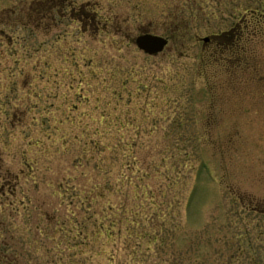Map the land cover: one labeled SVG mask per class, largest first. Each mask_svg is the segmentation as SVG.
Returning <instances> with one entry per match:
<instances>
[{"label": "rangeland", "instance_id": "374dc122", "mask_svg": "<svg viewBox=\"0 0 264 264\" xmlns=\"http://www.w3.org/2000/svg\"><path fill=\"white\" fill-rule=\"evenodd\" d=\"M60 1L0 0L2 255L16 264H264V29L250 24H264V0H67L97 11L96 24L76 14L26 20ZM181 20L184 40L158 56L133 45L145 32L167 37ZM238 28L253 51L210 63ZM128 137L152 151L153 199L136 198ZM105 138L116 148L104 161L94 144ZM127 176V209L118 196L121 228L107 240L93 224L104 204L91 224L93 210L75 202L88 180L118 179L123 191ZM99 194L112 199L104 185ZM75 219L88 240L69 232Z\"/></svg>", "mask_w": 264, "mask_h": 264}, {"label": "trees", "instance_id": "16d2710c", "mask_svg": "<svg viewBox=\"0 0 264 264\" xmlns=\"http://www.w3.org/2000/svg\"><path fill=\"white\" fill-rule=\"evenodd\" d=\"M193 3H194V1H193ZM62 11L63 12H67V14H68V16L70 18L71 13H70V9H69L68 6H66ZM86 12L88 14L87 17H86L88 23L91 24L92 22H95L94 17H95V13L97 14V11H95V10H87ZM35 13L36 12H34L33 10H30V15L28 17H25L26 20L29 19V20L36 21L38 16L41 17L40 14L38 15V14H35ZM54 15L57 16V17H63V15L62 16L59 15V7H58L57 11L54 13ZM250 24L253 25V27L256 29L255 34H260L261 30L264 29V24H261L260 20L253 21V23H250ZM189 27H190V25H188V23H186L183 20H181L179 24H176V26H174V28H172L167 33L168 39H170L171 41H174L176 38H178V39L183 41L184 40L183 39V35L189 29ZM238 31H240V32H238ZM236 33H237L238 37H235V39L232 40ZM240 33H242V29L241 28L232 30L230 32V34H228V35H232V39L229 42L228 41H225V42L222 41L223 42L222 44H220L221 42H218V47H217L218 48V53H214L212 55H209L207 60L210 63H217L219 58L221 56H223L224 54H226V53H235V52H237V55H239L241 53L243 55H246V53L248 52L247 49H246L247 47H248V50L251 53L253 51L252 47H251L252 43H250L252 39L251 40H249V39L248 40H243L242 37L239 36ZM239 43L241 44L240 46H239ZM231 50H234L235 52H233ZM210 63L208 64V66L211 65ZM220 67H222V66L220 65ZM178 113H179V110H178ZM104 121L107 122V119H105ZM132 122L133 121H128L127 125L128 126H133ZM117 124H115L114 126L107 125L106 128L114 129V127ZM140 125L141 124H138L136 126L135 123H134L135 128L140 129L141 128ZM110 138L112 140H114V139L121 140L124 137L123 136H121V137L112 136ZM110 138H105V140L102 141L101 143H99V141H97L94 144L96 146V149H95L96 152H98V150H99V151H102L103 153H105L104 161L106 159V155L107 154L108 155H112L113 151L116 148V144L112 143V140H110ZM99 140H100V138H99ZM139 142H141L140 138H132V137H128L127 138L126 143L128 144L127 145L128 152L123 156V160H125V164L124 165L127 166V169H128V172H129V176L136 173V179L138 180V185H136V190L140 189L139 193H137V191H136L137 200L138 199H142V196L143 197L145 196L143 199H147L148 196H150L153 199V194H154L153 192L154 191L152 189H154V188L152 187V184L146 183L145 180L146 179L149 180L151 178L155 179V173L151 174V170L153 168L152 169L149 168L148 170H146V168H144V160H147L150 157V154H151L152 151L150 150L148 153H144L146 155L143 156L144 154L140 153L139 149H138V148H140L141 151L143 150L141 148V145H140L141 143H139ZM185 156H186V158L188 157L187 154ZM151 160H152V156H151ZM152 162L155 163L154 160ZM140 168H143L142 172H141ZM144 170H145V172H144ZM202 171L208 177H210L211 172H210L209 168L206 165H204V164L202 165ZM102 174L104 175V179H106V181H107L108 170H107L105 165H104V170H103ZM129 176H127V179H126L125 184H124L123 191L121 189H118V186L115 185V184H117L118 179H116V182L113 185L109 184V182H107V184L105 185L106 181H105L104 184H100L97 181H89L88 180V182L86 184L80 186L81 187V189L79 190V194L80 195L78 194V199L76 200L75 203L76 204L79 203V205L82 208L86 209L87 213H89L90 211L93 210V213H90L88 215V220L91 222V224H92L93 219L97 215V210H100L101 206L104 204V208H105V210L107 212L105 214L106 217L102 220V222L99 223V225L97 224L98 220H95L93 224L96 225V228H98V226H101V228H99L101 230L100 232H102L104 234V236H105V238L107 240L112 239L115 228H117L116 229L117 232L120 231V228H121L120 227V221L118 222L115 219V217L117 215V212H119V210H120V206L118 205L120 203L118 196H120L123 199V202H125V204L123 203V205H122V209L126 211V209H127V207H126L127 201L130 198V192H131V188H132V179H131V177L129 178ZM182 180L184 181L183 184H186L187 183V176L182 177ZM101 185H104L105 192L109 193V195L112 197V199H110L109 196L106 199H104V197L99 194V189H100ZM100 198L104 202L102 201L101 203H98V200ZM116 198H117L118 202H114ZM163 205H164V203H163ZM169 208H170V206H169ZM94 210H96V211H94ZM125 211H123V212H124V214H126L125 221L127 222L129 220L128 219L129 218L128 214H131V211H130V213L125 212ZM106 219H107V221L105 222ZM85 223H86V221H84L83 223L80 224L79 221L75 219L74 224H73L74 226L70 227L69 232L72 233V236L74 237L75 240L83 239V238H81L82 236H85V240H88V238H89L88 234H84V230H85L86 227H83V226H86ZM125 224L126 223H123V225H125ZM162 226H163V224L160 225V230H161L160 232H161V234H162V232L164 234L165 230L162 228ZM94 236L95 235H93V237ZM149 240H151V239L149 238ZM151 241H156V236H154V238H152ZM161 242H163V241H161ZM1 246H3V245L0 243V264H16V256L14 255L15 256L14 260H7L2 255Z\"/></svg>", "mask_w": 264, "mask_h": 264}, {"label": "flooded vegetation", "instance_id": "af4514ba", "mask_svg": "<svg viewBox=\"0 0 264 264\" xmlns=\"http://www.w3.org/2000/svg\"><path fill=\"white\" fill-rule=\"evenodd\" d=\"M52 6V3L50 4V6H49V9L47 10V12L48 13H46V11H45V9L46 8H44V9H37L35 12H36V14H40L41 15V17L40 16H38V18L36 19V21H34L36 24V26L37 27H39L42 23H43V25L47 22V21H50V22H52V21H55V15H54V13L57 11V9H58V7L59 6H57V7H51ZM66 6H68L69 7V9H70V13H71V16L72 15H77L78 16V18H77V20L81 23H86V22H88L87 21V10H82L83 8H85V5H83V3L82 4H80L79 6H77V7H75V5H74V3H72L71 1H67V0H61L60 1V7H59V15L60 16H64V15H66L67 14V12H63L62 10L66 7ZM46 16H48V17H46ZM71 16H70V19H72L71 18ZM50 17V18H49ZM18 24H20L19 22H17ZM96 23L95 22H92L91 23V25L93 26V25H95ZM98 24V23H97ZM98 26V25H97ZM143 34V33H142ZM144 34H152V35H156V34H153V33H150V32H145ZM156 36H160V35H156ZM160 37H162V38H164V39H166L167 40V46L170 44V39H168V37H166V36H160ZM225 37V36H224ZM222 38H223V36H222ZM211 40L210 41H208L207 43H205L204 44V47H207L209 44H211ZM133 45H134V39H133ZM135 46V45H134ZM166 46V47H167Z\"/></svg>", "mask_w": 264, "mask_h": 264}, {"label": "water", "instance_id": "95a60500", "mask_svg": "<svg viewBox=\"0 0 264 264\" xmlns=\"http://www.w3.org/2000/svg\"><path fill=\"white\" fill-rule=\"evenodd\" d=\"M208 38L203 39L204 43L208 42ZM136 48L148 56H155L161 53L167 46V40L152 34H142L134 39Z\"/></svg>", "mask_w": 264, "mask_h": 264}]
</instances>
